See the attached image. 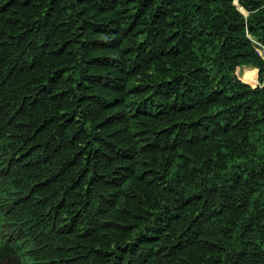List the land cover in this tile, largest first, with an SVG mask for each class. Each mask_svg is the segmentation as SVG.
<instances>
[{"label":"trees","instance_id":"trees-1","mask_svg":"<svg viewBox=\"0 0 264 264\" xmlns=\"http://www.w3.org/2000/svg\"><path fill=\"white\" fill-rule=\"evenodd\" d=\"M259 48L264 0H0V264H264Z\"/></svg>","mask_w":264,"mask_h":264},{"label":"rangeland","instance_id":"rangeland-1","mask_svg":"<svg viewBox=\"0 0 264 264\" xmlns=\"http://www.w3.org/2000/svg\"><path fill=\"white\" fill-rule=\"evenodd\" d=\"M237 73L239 74L242 80H245L252 85H257L260 82L259 71L258 68L255 66L252 65L243 66L241 67V69L239 68Z\"/></svg>","mask_w":264,"mask_h":264},{"label":"clouds","instance_id":"clouds-1","mask_svg":"<svg viewBox=\"0 0 264 264\" xmlns=\"http://www.w3.org/2000/svg\"><path fill=\"white\" fill-rule=\"evenodd\" d=\"M240 77V76H239Z\"/></svg>","mask_w":264,"mask_h":264}]
</instances>
